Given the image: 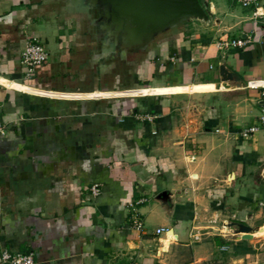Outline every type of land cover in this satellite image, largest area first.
Segmentation results:
<instances>
[{"label": "crops", "instance_id": "1", "mask_svg": "<svg viewBox=\"0 0 264 264\" xmlns=\"http://www.w3.org/2000/svg\"><path fill=\"white\" fill-rule=\"evenodd\" d=\"M200 3L207 22L110 74L84 4L0 0V250L35 264H264V134L240 136L261 111L264 0L257 21ZM32 35L49 59L26 80ZM221 65L237 79L221 82ZM231 223L260 229L242 240Z\"/></svg>", "mask_w": 264, "mask_h": 264}, {"label": "water", "instance_id": "2", "mask_svg": "<svg viewBox=\"0 0 264 264\" xmlns=\"http://www.w3.org/2000/svg\"><path fill=\"white\" fill-rule=\"evenodd\" d=\"M86 7L90 30L106 65L126 71L162 35L192 21H208L200 0H73ZM221 82H231L234 74L219 66ZM242 240H251L253 229L243 224L229 225Z\"/></svg>", "mask_w": 264, "mask_h": 264}, {"label": "built area", "instance_id": "3", "mask_svg": "<svg viewBox=\"0 0 264 264\" xmlns=\"http://www.w3.org/2000/svg\"><path fill=\"white\" fill-rule=\"evenodd\" d=\"M235 2L236 4L240 5L245 9L251 10V18L254 21L261 20V1L262 0H230ZM250 41L247 39H239V40H229V41H222L218 43L219 47H245ZM49 59V52L45 49L40 39L36 36H29L26 39L24 48L20 55V64L24 69V79L28 80L31 79L36 71V68L44 65ZM133 118L139 122H146L152 123L154 121L155 116L150 113H135ZM263 133L264 134V93L262 94V105L260 115L258 117V121L256 125H253L249 128H246L240 132V136L244 138H249L251 135L255 133ZM8 131L6 127L3 125L1 118H0V142L4 141L7 137ZM90 193L92 196H97L99 194V187L98 185H93L90 188ZM144 200H139L137 204H141ZM131 211V225L137 231L143 230V223L140 220V217L136 214L135 208L132 204L128 206ZM227 228V225L224 226ZM164 232V229H158L156 231L157 234ZM223 234V233H222ZM194 239H198L195 237ZM0 264H35L33 254H16L11 253L10 251L3 249L0 250Z\"/></svg>", "mask_w": 264, "mask_h": 264}, {"label": "rangeland", "instance_id": "4", "mask_svg": "<svg viewBox=\"0 0 264 264\" xmlns=\"http://www.w3.org/2000/svg\"><path fill=\"white\" fill-rule=\"evenodd\" d=\"M76 10H77V8H76ZM112 68H113L112 65H110L109 68H107L109 70L110 74H111V71L113 70Z\"/></svg>", "mask_w": 264, "mask_h": 264}]
</instances>
